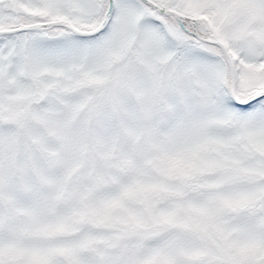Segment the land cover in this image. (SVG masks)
<instances>
[{
  "label": "rangeland",
  "instance_id": "rangeland-1",
  "mask_svg": "<svg viewBox=\"0 0 264 264\" xmlns=\"http://www.w3.org/2000/svg\"><path fill=\"white\" fill-rule=\"evenodd\" d=\"M0 0V29L109 0ZM114 0L93 36L0 34V264H264V0ZM11 8V9H9ZM190 18V19H189Z\"/></svg>",
  "mask_w": 264,
  "mask_h": 264
},
{
  "label": "water",
  "instance_id": "water-1",
  "mask_svg": "<svg viewBox=\"0 0 264 264\" xmlns=\"http://www.w3.org/2000/svg\"><path fill=\"white\" fill-rule=\"evenodd\" d=\"M109 1H110V7H109L108 13L106 15V18H105L103 24L97 30H95L93 32H82V31L77 30L74 27L65 25V24H63L61 22H49V23H45V24H39V25H33V26L24 27V28L18 29V30L0 31V34H3V35H5V34H14V33H17V32H23V31H30V30H34V29H40L43 26H64V27H67L69 30H71V31H73V32H75L77 34H81V35H85V36L95 35V34L100 33L102 30H104L107 27V25L109 24V22H110L111 15H112L113 9H114V0H109ZM142 1L145 4H147V5L151 6V7H153L154 9H156L159 13L164 14V15H168V16H173V17H175L178 20V22L180 24L182 23L183 15L180 14L179 12H176V11H173V10H167V9L159 6L158 4H156L155 2H152L150 0H142ZM196 36L200 40H203L197 34H196ZM203 41H205V40H203ZM205 42L213 44V45H218L223 50H225L224 46L218 41H205ZM228 62H229V65H230L231 78H232V96H233V98L235 99V101L238 104L247 105V104H250V103L258 100L261 96H264V92H262V93L257 94L253 99H251L250 101H248L246 103L240 102L237 99V96H236L235 72H234V68H233V65H232L231 60H230L229 57H228Z\"/></svg>",
  "mask_w": 264,
  "mask_h": 264
},
{
  "label": "flooded vegetation",
  "instance_id": "flooded-vegetation-1",
  "mask_svg": "<svg viewBox=\"0 0 264 264\" xmlns=\"http://www.w3.org/2000/svg\"><path fill=\"white\" fill-rule=\"evenodd\" d=\"M7 2H9L10 4H13L14 2L12 1V0H6ZM9 9H11V8H9ZM28 25V24H27ZM24 26H26V25H21V26H15L14 27V29H18V28H22V27H24ZM44 28H42V29H40V30H43ZM0 30H3V29H0ZM8 30H11V29H8ZM32 32V31H31ZM20 34V33H19Z\"/></svg>",
  "mask_w": 264,
  "mask_h": 264
},
{
  "label": "trees",
  "instance_id": "trees-1",
  "mask_svg": "<svg viewBox=\"0 0 264 264\" xmlns=\"http://www.w3.org/2000/svg\"><path fill=\"white\" fill-rule=\"evenodd\" d=\"M149 8H152V7L149 6ZM152 9H153V8H152ZM164 17H165V16H164ZM166 18H172V17H166Z\"/></svg>",
  "mask_w": 264,
  "mask_h": 264
}]
</instances>
